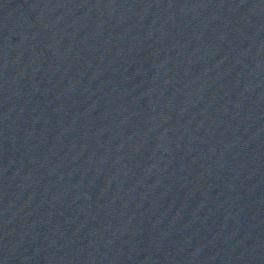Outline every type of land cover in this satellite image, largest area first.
<instances>
[{"label":"water","instance_id":"water-1","mask_svg":"<svg viewBox=\"0 0 264 264\" xmlns=\"http://www.w3.org/2000/svg\"><path fill=\"white\" fill-rule=\"evenodd\" d=\"M0 264H264V0H0Z\"/></svg>","mask_w":264,"mask_h":264}]
</instances>
